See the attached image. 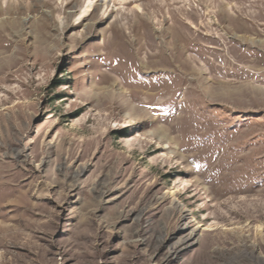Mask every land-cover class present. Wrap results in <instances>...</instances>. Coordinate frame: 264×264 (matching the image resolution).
Segmentation results:
<instances>
[{
	"label": "rangeland",
	"instance_id": "1",
	"mask_svg": "<svg viewBox=\"0 0 264 264\" xmlns=\"http://www.w3.org/2000/svg\"><path fill=\"white\" fill-rule=\"evenodd\" d=\"M0 225V264H264V0H0Z\"/></svg>",
	"mask_w": 264,
	"mask_h": 264
},
{
	"label": "bare ground",
	"instance_id": "2",
	"mask_svg": "<svg viewBox=\"0 0 264 264\" xmlns=\"http://www.w3.org/2000/svg\"><path fill=\"white\" fill-rule=\"evenodd\" d=\"M97 1H98V0H97ZM122 1H123V0H122ZM103 2H104V4H106V2H108V0H103ZM91 4H92L91 2H88L87 5L84 7V9H83V11H82V12H83V15H86L85 12L91 10V8H90ZM193 71L195 72V69H194ZM208 82L210 83V82H214V81L209 80ZM225 83H226V82H225ZM225 83H224V84H225ZM226 84H228V83H226ZM185 215H186V214L183 213V214H181V217L184 218ZM185 218H186V217H185ZM0 229H2V226H1V225H0ZM186 237L189 238V239H193V238L195 237V233L192 232V233H190V234H187Z\"/></svg>",
	"mask_w": 264,
	"mask_h": 264
}]
</instances>
